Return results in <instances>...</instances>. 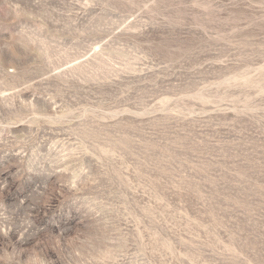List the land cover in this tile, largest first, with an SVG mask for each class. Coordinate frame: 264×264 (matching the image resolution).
Wrapping results in <instances>:
<instances>
[{"label":"rangeland","instance_id":"obj_1","mask_svg":"<svg viewBox=\"0 0 264 264\" xmlns=\"http://www.w3.org/2000/svg\"><path fill=\"white\" fill-rule=\"evenodd\" d=\"M0 264H264V0H0Z\"/></svg>","mask_w":264,"mask_h":264}]
</instances>
